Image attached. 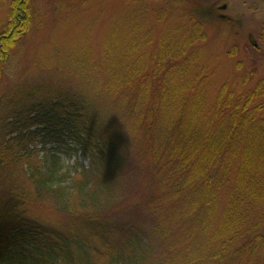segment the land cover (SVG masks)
<instances>
[{"label": "trees", "instance_id": "obj_1", "mask_svg": "<svg viewBox=\"0 0 264 264\" xmlns=\"http://www.w3.org/2000/svg\"><path fill=\"white\" fill-rule=\"evenodd\" d=\"M8 5L0 62L36 15L32 0ZM191 24L165 34L153 50L148 32L123 44L112 30L102 60L11 93L19 103L0 131V264H155L142 224L113 218L111 208L125 180L145 173L151 181L142 213L172 253L162 261L201 264L211 244L202 230L222 182L217 170L232 162L236 188L214 227L211 242L221 249L212 264H251L244 257L264 264L257 241L226 247L250 231L243 229L246 203H264V78L240 95L223 84L207 107L195 68L199 51L191 48L205 34L201 23ZM124 122L130 124L121 134ZM38 134L68 143L88 166L64 168L56 149L34 158L27 140Z\"/></svg>", "mask_w": 264, "mask_h": 264}, {"label": "rangeland", "instance_id": "obj_2", "mask_svg": "<svg viewBox=\"0 0 264 264\" xmlns=\"http://www.w3.org/2000/svg\"><path fill=\"white\" fill-rule=\"evenodd\" d=\"M9 1L0 6V34L8 25ZM32 2L36 15L31 26L24 25L27 29L16 37L7 57L0 62L2 133L5 132L6 123L13 119V112L19 103L15 101L17 97L15 100L9 99L14 90L42 81L43 77L58 80L61 69L63 73L67 69L76 72L80 71L83 65L90 67L93 61L102 60L103 43L112 30L122 35L123 44L133 33H141L142 36L148 32L147 37L151 38V41L150 38L148 40L153 50L165 34H179L191 26L192 22L201 23L205 38L195 41L191 48L199 51L195 68L204 78L207 107L213 103L223 84L236 95H240L253 88L257 80L264 78V0H32ZM224 4L227 7L223 8ZM220 15H225L226 18ZM129 124L124 122L120 126L121 134H125ZM30 129H34V126ZM27 141L28 148L34 151V158L41 159L56 149L61 162L65 165L64 168L69 170L75 166L79 170L78 164L88 166L85 155L66 149L68 143L59 145L47 138L43 142L40 134ZM235 167V163L232 162L227 170L223 171L222 166L217 170V178L221 177L222 182L219 183L215 194L216 207L212 217L209 223L205 224L206 229L202 230L205 232L204 244H211L203 253L204 262L201 264L214 263L212 254L221 249L216 240L213 242L211 240L214 227L229 200L230 192L236 188ZM148 181H151V176L147 173L125 180L123 192H120L119 196L117 193V202L111 205L115 210L113 218L125 221L126 224H142L143 234L150 244L148 256L154 257L155 264H165L166 262L162 260L169 258L172 253L170 250L166 253V249L163 251L162 248L165 247L157 232L160 227L146 219L142 213L146 206H143L144 200L141 199L147 188H150ZM135 203L136 205H133ZM246 204L243 229L248 228L250 231L245 232L243 237L235 238L226 244V247L233 249L236 244L240 247H249L257 241L259 246L257 251L263 254L264 243L261 241L264 240V203L253 199L251 203ZM42 217H45V214ZM174 250L178 249L174 247ZM259 256L264 260V255ZM243 259L248 263L257 264L253 262L254 257L252 260H248L250 257ZM170 262L167 264H171ZM224 263L227 264L225 261Z\"/></svg>", "mask_w": 264, "mask_h": 264}, {"label": "water", "instance_id": "obj_3", "mask_svg": "<svg viewBox=\"0 0 264 264\" xmlns=\"http://www.w3.org/2000/svg\"><path fill=\"white\" fill-rule=\"evenodd\" d=\"M223 8H224V6H223ZM220 17H222V18H226V16H225V15H220Z\"/></svg>", "mask_w": 264, "mask_h": 264}, {"label": "flooded vegetation", "instance_id": "obj_4", "mask_svg": "<svg viewBox=\"0 0 264 264\" xmlns=\"http://www.w3.org/2000/svg\"><path fill=\"white\" fill-rule=\"evenodd\" d=\"M223 6H224V7H227V5H225V4H224Z\"/></svg>", "mask_w": 264, "mask_h": 264}]
</instances>
